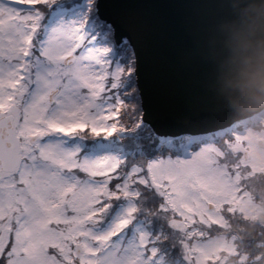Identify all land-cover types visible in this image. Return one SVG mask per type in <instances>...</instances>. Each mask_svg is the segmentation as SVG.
<instances>
[{
    "label": "snow or ice",
    "instance_id": "1",
    "mask_svg": "<svg viewBox=\"0 0 264 264\" xmlns=\"http://www.w3.org/2000/svg\"><path fill=\"white\" fill-rule=\"evenodd\" d=\"M197 7L0 0V264H264L205 254L254 169L197 99Z\"/></svg>",
    "mask_w": 264,
    "mask_h": 264
},
{
    "label": "clouds",
    "instance_id": "2",
    "mask_svg": "<svg viewBox=\"0 0 264 264\" xmlns=\"http://www.w3.org/2000/svg\"><path fill=\"white\" fill-rule=\"evenodd\" d=\"M199 29L187 53L196 69L197 99L217 117L238 124L245 141L241 158L254 171L241 169L245 198L235 215L220 229H211L205 254L217 251L233 238L241 242L242 256L264 242V0H192ZM224 163H237L239 141L224 146ZM264 254V249L261 250ZM221 264H236L224 256Z\"/></svg>",
    "mask_w": 264,
    "mask_h": 264
},
{
    "label": "water",
    "instance_id": "3",
    "mask_svg": "<svg viewBox=\"0 0 264 264\" xmlns=\"http://www.w3.org/2000/svg\"><path fill=\"white\" fill-rule=\"evenodd\" d=\"M185 43H188L187 41H185Z\"/></svg>",
    "mask_w": 264,
    "mask_h": 264
}]
</instances>
